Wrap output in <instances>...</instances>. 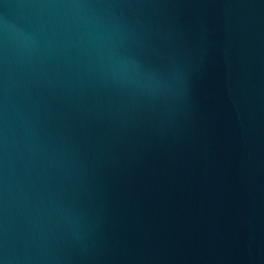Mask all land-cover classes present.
<instances>
[{"label": "water", "instance_id": "water-1", "mask_svg": "<svg viewBox=\"0 0 264 264\" xmlns=\"http://www.w3.org/2000/svg\"><path fill=\"white\" fill-rule=\"evenodd\" d=\"M0 264H264V0H0Z\"/></svg>", "mask_w": 264, "mask_h": 264}]
</instances>
